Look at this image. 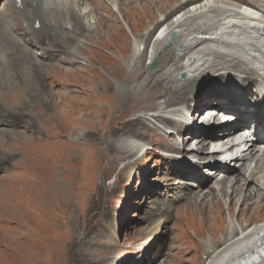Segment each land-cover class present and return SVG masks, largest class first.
Wrapping results in <instances>:
<instances>
[{"label":"rangeland","instance_id":"1","mask_svg":"<svg viewBox=\"0 0 264 264\" xmlns=\"http://www.w3.org/2000/svg\"><path fill=\"white\" fill-rule=\"evenodd\" d=\"M117 1L124 4L119 6L120 14L107 0L79 2L77 9L86 13L82 19L88 31L72 30L68 12L54 17L56 24L69 27L71 42L66 50L79 43L73 60L68 51H58L59 58L44 60L36 71L0 78V111L4 112L0 117V264H205L208 256L201 242L210 240L215 248L221 247L228 238L225 226L229 219L238 226L233 235L264 220V193L228 204L221 196L215 204V194L204 200L199 196L184 200L183 182L194 178L174 177L164 154L174 150L172 145L179 137L167 141L163 134L174 135V128L159 132L161 121L151 118L165 116L183 103L188 106L194 96L208 99V92L219 89L216 82L205 89L199 87L202 78L182 90L168 84V94L167 85L157 83L161 70L150 63L151 57L158 56H154V47L163 25L180 17L179 13L189 15L193 7L185 0ZM219 1L231 8L239 3L240 8L264 3ZM5 2L0 0V18L11 11ZM138 38L143 54L140 61L128 65ZM167 41L161 42L162 48L171 43ZM13 62L5 64L6 71L18 70V62ZM141 82L144 86L148 82L143 91ZM132 84H137L139 92L145 91L144 95L130 93ZM174 94L177 103L165 108L163 101ZM203 103L196 102L200 111L193 117L196 124L203 123L205 110L217 107H209L210 102L209 108L201 110ZM63 105L68 113L65 117ZM188 132L185 129L183 136ZM127 136L148 142L158 151L140 157L135 152L131 157L120 151L121 140ZM194 144L185 145L193 154L190 159ZM133 159L137 160L130 170L127 165ZM247 186L244 193L254 185Z\"/></svg>","mask_w":264,"mask_h":264},{"label":"bare ground","instance_id":"2","mask_svg":"<svg viewBox=\"0 0 264 264\" xmlns=\"http://www.w3.org/2000/svg\"><path fill=\"white\" fill-rule=\"evenodd\" d=\"M80 1L82 0H6L5 6L9 7L11 11L0 18V78L12 75L20 76L21 71L28 69H31L32 72L36 71L44 63V60L59 58L58 51H68L67 54L72 60L77 57L76 48L79 43L73 44V49L66 50L68 43L71 42V40L68 41L69 32L67 29L69 27L65 23L56 24L54 17L68 12L70 13L69 19L73 23L72 30L88 31L86 25L83 24L84 18L82 19L86 13L83 11L79 13L77 9ZM204 2V0H185L184 3L193 8L189 15L185 16L188 12L183 15L179 13L180 17L163 25L158 32L154 47V56L157 53L158 56L157 58L151 57L150 63L153 69L161 70L162 73L159 74V79L156 81L167 85L168 94H170L168 84L169 86L177 85L176 88L180 87L179 89L182 90L202 78L205 80L202 84L200 83L199 87L205 89L207 85H213L216 82L219 89L216 93L206 91L209 95L208 99L202 100L201 97L194 96V100L188 106L183 103L179 107L170 109L165 116L151 115V118L161 121L159 132L166 133V128L170 125L174 128V131H171L175 132L174 135L162 133L167 141L170 138L174 140L179 137V140L172 145L173 151L180 150L181 152V145L185 147L186 144L195 141V146L190 148L195 152L193 159L164 152L168 157L166 161L171 164V173L174 177L194 178V181L183 182L185 185L181 196L185 197L184 200L196 199L195 197L198 196L204 200L206 196L208 198L210 194H215L212 197V200L216 201L215 204L218 203L217 200L220 196L226 199V204L229 200L234 202L241 199L243 202V199L244 201L254 199L259 195L263 196L264 193V8H261L264 3L258 7H253V3L244 4L246 8L239 11L228 7L227 3L224 5V2L219 0ZM201 3L204 4L201 5ZM107 4L115 7L113 10L120 14L119 6L122 4L119 1L107 0ZM64 7H67L66 11ZM165 20H167L166 16L161 19L162 22ZM38 21L39 26H36ZM172 32H175L174 37H171ZM139 39L134 40L133 51L128 53V65L134 61L138 62V57L143 54L140 51L142 41ZM170 40L169 45L164 46L165 48L161 47V42H170ZM174 52L176 54L173 56ZM13 61L18 62V70L12 68L10 71H6L5 64ZM167 62L170 66L164 67V65V68H161L162 64ZM13 64L15 63L13 62ZM214 67H217V70L209 72ZM133 74L137 75V72ZM180 74H184V77L180 78ZM147 83L145 82V86ZM140 84L144 86L143 82ZM195 84L197 85V83ZM145 86L141 88L142 91L145 90ZM132 87H134V91L131 90L130 93L137 97L138 94L141 95L142 92L136 89L137 84L135 86L132 84ZM239 88H242L243 91L239 92ZM144 93L145 91L142 94L144 95ZM181 93L179 92V97ZM1 97L4 99L6 96L2 94ZM176 98L178 97L174 94L173 97L164 100V107L175 104ZM194 101L197 103L204 101L201 110L217 106L215 109L210 108L204 111L202 115L204 118L201 121L203 123L200 124L206 126L196 125V128L192 124L190 116H197V113H192ZM61 108L64 113L62 116H67L65 106L63 105ZM254 108L256 111H253ZM220 109L225 113L224 120L220 117ZM228 114H232L233 117L226 118ZM1 115H4L3 111H0L2 118ZM234 115L237 117L235 118ZM249 124L254 126L252 130L251 126L250 130L245 129ZM0 125H2V121H0ZM187 128H189V132L183 136L184 130ZM121 142L123 145H120V151L126 154L128 152L131 157L135 152L140 157L149 151L156 150V147H151L152 145H149L148 142L145 143L134 136H127ZM205 153L209 154L211 160L220 158V162H216V165L212 166L209 161L211 165L205 166L202 170L204 172L196 175L195 172L200 168V165H197L195 160L204 159ZM136 160L128 162L127 166L131 165L130 170H133ZM236 180L240 182V185L235 183ZM207 184L209 185L207 186ZM242 184L244 186L253 184L254 186L244 193ZM256 189L257 192L253 193ZM240 194L243 197L239 196ZM248 206L250 207V205ZM238 222V224L241 223L240 220ZM235 226L233 220L229 219L225 226L228 238L219 248H215L210 240L201 242L205 246L203 254L208 256L205 264H264V220L260 224L255 223L246 229L243 228L240 233L233 235ZM260 250L262 252H259Z\"/></svg>","mask_w":264,"mask_h":264},{"label":"water","instance_id":"3","mask_svg":"<svg viewBox=\"0 0 264 264\" xmlns=\"http://www.w3.org/2000/svg\"><path fill=\"white\" fill-rule=\"evenodd\" d=\"M173 35H175V32H173ZM182 75H184V74H182Z\"/></svg>","mask_w":264,"mask_h":264}]
</instances>
